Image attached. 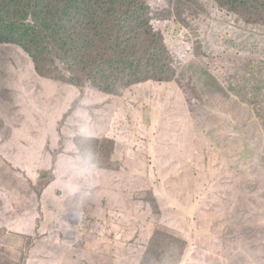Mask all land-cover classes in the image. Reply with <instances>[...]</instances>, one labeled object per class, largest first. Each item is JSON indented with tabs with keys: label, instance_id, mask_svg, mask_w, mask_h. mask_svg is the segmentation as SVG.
<instances>
[{
	"label": "rangeland",
	"instance_id": "1",
	"mask_svg": "<svg viewBox=\"0 0 264 264\" xmlns=\"http://www.w3.org/2000/svg\"><path fill=\"white\" fill-rule=\"evenodd\" d=\"M149 3L152 17H159L169 0ZM200 7L209 19H198L191 35L207 45L219 37L211 27L212 6L202 2ZM221 13L212 18H219L217 27L229 40L254 34L264 43V33L226 20ZM245 42L262 48L260 39ZM262 64L264 71V60L253 59L250 65L231 63L223 75L198 76L200 82L192 77L194 95L207 94L204 107L186 103L168 85L144 82L103 96L98 105H94L96 95L85 89L62 120L54 117L53 108L46 113L52 97H40L30 81L13 82L21 85L27 105L21 111L7 110L0 98V187L11 186L8 158L31 157L37 135L46 142L39 158L43 162L51 163L66 142L81 135L114 139L132 148L133 155L116 153L121 170L100 172L97 190L82 173L72 179V187L94 198L83 208L72 206L57 232L40 237L38 229L32 230L29 248L16 231L1 235L0 264H140L153 227L185 239L180 264H264V135L257 141L260 132L253 108L223 90L230 74L247 67L258 74ZM19 67L22 63L16 55L0 63L3 72ZM73 92L70 86L66 93L70 102ZM259 110L264 116V94ZM214 119L219 120L217 127L202 133H219L220 139L212 140L219 141L217 147L200 136L194 124V120ZM84 148L88 159H93L90 148ZM69 156L78 168L87 164L80 155L69 152ZM61 176L68 181L69 177ZM147 189L155 194L157 213L133 197L134 192ZM12 206L2 209L0 201V225Z\"/></svg>",
	"mask_w": 264,
	"mask_h": 264
},
{
	"label": "trees",
	"instance_id": "2",
	"mask_svg": "<svg viewBox=\"0 0 264 264\" xmlns=\"http://www.w3.org/2000/svg\"><path fill=\"white\" fill-rule=\"evenodd\" d=\"M199 2H208L214 10L211 27L219 39L207 45L198 35H191L198 19H209ZM222 11L225 14L220 15L226 20L264 33V0H169L165 14L159 17H152L149 0H0V63L15 55L22 63L14 72L0 70V98L7 110L17 107L21 111L27 100L21 98V85L13 82L30 81L40 97H52L46 113L51 114L53 108L54 117L62 120L85 89L96 95L94 105H98L103 96L154 82L177 90L186 103L204 107L207 94L194 95L192 77L200 82L199 77L223 75L231 63L250 65L253 59L264 60L261 37L249 34L237 41L222 34V27L216 23L219 18H212ZM252 38L260 39L262 48L245 42ZM258 66V74L249 67L230 74L223 90L253 108L260 132L256 139L260 141L264 135V116L259 110L264 71L263 64ZM70 86L74 87L71 102L66 97ZM17 101L21 102L17 105ZM197 121L198 134L217 147L219 141L212 140L220 139L219 133L209 136L202 129L214 130L219 120ZM36 140L31 157L8 158L11 186L0 187L2 209L15 205L5 210L0 236L16 231L26 239V248L32 243V230L38 229L37 236L47 237L59 230L72 206L83 208L93 200L94 196H84L88 192L72 187L78 173L87 176L97 190L100 172L121 170L116 153L128 158L133 155L132 148L114 139L81 135L66 142L48 163L39 160L45 139L37 135ZM84 147L90 148L93 159H88ZM248 149L244 141L243 151ZM69 152L80 155L87 164L78 168L69 161ZM62 174L69 177L68 181ZM133 197L148 203L154 213L159 211L153 190L136 191ZM185 248L184 238L153 227L140 264H180Z\"/></svg>",
	"mask_w": 264,
	"mask_h": 264
},
{
	"label": "crops",
	"instance_id": "3",
	"mask_svg": "<svg viewBox=\"0 0 264 264\" xmlns=\"http://www.w3.org/2000/svg\"><path fill=\"white\" fill-rule=\"evenodd\" d=\"M182 260V259H181Z\"/></svg>",
	"mask_w": 264,
	"mask_h": 264
}]
</instances>
